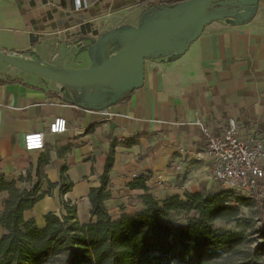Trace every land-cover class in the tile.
<instances>
[{"label":"crops","instance_id":"0c3cea01","mask_svg":"<svg viewBox=\"0 0 264 264\" xmlns=\"http://www.w3.org/2000/svg\"><path fill=\"white\" fill-rule=\"evenodd\" d=\"M80 2L82 8L75 10L74 0H0V52L86 68L82 49L90 39L119 26H136L141 13L158 0ZM59 89L0 64V178L25 189L37 184L40 192L50 193L23 212V221L43 229V217L60 215L64 201L75 205L81 225L94 223L88 194L102 185L109 157L104 176L109 196L103 205L112 220L135 215L145 195L161 202L216 194L225 189L208 179L205 162L190 156L201 144L195 123L213 130L231 117L240 134L264 144V1L246 24L207 25L181 57L146 60L143 87L107 110L71 105ZM56 117L66 120L67 132L46 135ZM27 133H45L42 151H24ZM180 148L186 153L179 154ZM61 177L72 184L62 195ZM138 179L144 180L146 192L131 187ZM6 198L7 193L0 194V214ZM4 233L0 227V238Z\"/></svg>","mask_w":264,"mask_h":264},{"label":"trees","instance_id":"16d2710c","mask_svg":"<svg viewBox=\"0 0 264 264\" xmlns=\"http://www.w3.org/2000/svg\"><path fill=\"white\" fill-rule=\"evenodd\" d=\"M159 1L147 8L176 4ZM111 162L107 158L104 176ZM104 176L102 185L88 194L94 223L81 225L75 205L62 201L63 212L46 214L43 229L23 221L22 214L50 193L40 192L37 184L25 189L0 178V194L7 193L0 214L5 231L0 238V264H264L261 192L249 197L259 211L257 221L242 217V197L232 199V192L226 190L161 202L145 195L135 215L112 220L103 205L109 196ZM60 181L62 195L72 184L64 177ZM131 187L146 192L142 179ZM216 223L234 229L216 228Z\"/></svg>","mask_w":264,"mask_h":264},{"label":"water","instance_id":"95a60500","mask_svg":"<svg viewBox=\"0 0 264 264\" xmlns=\"http://www.w3.org/2000/svg\"><path fill=\"white\" fill-rule=\"evenodd\" d=\"M264 0H183L144 10L136 26L123 25L83 46L89 66L57 67L0 52V64L57 84L71 105L101 112L143 87L146 60L181 57L212 22L248 23Z\"/></svg>","mask_w":264,"mask_h":264},{"label":"built area","instance_id":"2783aa9c","mask_svg":"<svg viewBox=\"0 0 264 264\" xmlns=\"http://www.w3.org/2000/svg\"><path fill=\"white\" fill-rule=\"evenodd\" d=\"M180 2L183 0H167ZM82 8L80 0H74V9ZM200 149L190 156L207 164L208 179L219 183L226 191L238 196L250 197L264 188V144L253 136L240 134V126L234 118L221 122L219 129H209L200 122ZM67 132L66 120L54 118L46 129V135L58 136ZM45 147V133H27L23 137L25 152L42 151ZM179 154H185L183 148Z\"/></svg>","mask_w":264,"mask_h":264},{"label":"rangeland","instance_id":"374dc122","mask_svg":"<svg viewBox=\"0 0 264 264\" xmlns=\"http://www.w3.org/2000/svg\"><path fill=\"white\" fill-rule=\"evenodd\" d=\"M260 194H261V199L264 200V188H262L260 190ZM232 196L231 198L234 199V196H238L236 195L237 193L232 192ZM241 197V196H238ZM243 201L242 204L240 205L239 209H240V214L242 217L247 218V219H252L257 221V219L260 218V214L259 211L257 209V207L249 201V197H242ZM231 203L233 206H237L233 200H231ZM216 228H223V229H234L233 225H225L223 223H216L215 224Z\"/></svg>","mask_w":264,"mask_h":264}]
</instances>
